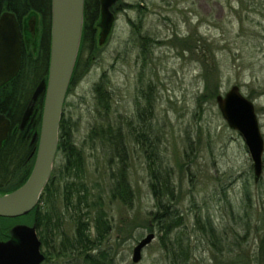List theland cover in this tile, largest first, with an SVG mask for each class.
<instances>
[{
	"label": "rangeland",
	"instance_id": "rangeland-1",
	"mask_svg": "<svg viewBox=\"0 0 264 264\" xmlns=\"http://www.w3.org/2000/svg\"><path fill=\"white\" fill-rule=\"evenodd\" d=\"M113 9L111 35L104 45L84 50L64 109L84 157L83 169L70 180L86 184L111 226L97 239L98 208L89 213L88 232L96 248L89 252L100 261L93 264H173L171 248L182 233L189 264H226L240 256L264 264V170L256 182L244 138L217 103L219 94L238 85L255 105L264 138V0H121ZM100 82L110 95L109 111L98 102ZM149 100L150 129L135 136L143 132L139 111ZM109 127L114 134L121 128L125 159L99 136ZM153 145L175 186L168 213L178 220L170 230L163 228L170 218L163 225L154 219L158 208L148 158ZM123 161L133 189L131 204L112 198L113 173ZM64 163V155H58L55 173ZM61 179L64 234L50 241L54 253L48 264H90L83 251L61 250L76 233L75 210L63 200L68 180ZM208 217L220 235L216 240L204 231ZM152 232L155 239L142 260L133 262L135 245Z\"/></svg>",
	"mask_w": 264,
	"mask_h": 264
},
{
	"label": "water",
	"instance_id": "water-1",
	"mask_svg": "<svg viewBox=\"0 0 264 264\" xmlns=\"http://www.w3.org/2000/svg\"><path fill=\"white\" fill-rule=\"evenodd\" d=\"M121 0H100L98 45L107 43L116 14L114 6ZM85 0H52L51 57L48 81L43 80L26 110L24 127L33 113L34 102L46 90L39 146L28 179L18 188L0 194V216L17 218L27 215L39 203L54 170L60 140V125L67 92L80 52L83 36ZM29 30L35 32L36 17L29 19ZM23 37L20 23L12 11L0 17V87L14 79L22 65ZM223 117L232 129L240 132L253 160L255 181L263 174L264 138L255 105L244 96L238 85L217 96ZM11 128L10 120L0 114V146ZM13 237L0 241V264H42L46 255L36 224L13 226ZM155 239V233L144 236L133 249V262L142 260L143 250Z\"/></svg>",
	"mask_w": 264,
	"mask_h": 264
},
{
	"label": "trees",
	"instance_id": "trees-1",
	"mask_svg": "<svg viewBox=\"0 0 264 264\" xmlns=\"http://www.w3.org/2000/svg\"><path fill=\"white\" fill-rule=\"evenodd\" d=\"M140 4H131L129 7L138 8ZM12 11L15 13L20 25H24L25 29L28 28V21L32 15L39 17V12L42 14V19L46 23V33L47 41L44 43L43 48V58H44V70L43 72L38 70L34 71V52L28 50L25 47V39L23 38V53H22V65L18 75L12 79L7 84H10L12 81L19 79L24 73L28 72L26 78V102H29L33 90L35 89L36 84L43 76L44 71L48 68L51 54V31H52V0H0V17L5 11ZM99 20H100V0H85L84 6V24H83V36L81 41L80 52L76 62V66L73 72V76L70 82H74L76 73L81 64L82 55L84 50H94L98 47V36H99ZM27 30V29H26ZM191 42L190 39H187ZM69 86V87H70ZM70 89V88H69ZM96 91L98 94L99 105L109 111L111 108L110 104V95L108 94L105 87L100 82L96 86ZM1 97V96H0ZM2 99L0 98V101ZM153 101L149 100V104L142 106L139 111L140 120L143 122L144 129L141 134L139 132L135 133V136L146 135L147 130H149V124H147L146 116L149 112L152 111ZM17 112L12 111V113L4 110L3 106H0V112H8L12 119V125L16 126L19 122L18 112L22 113V108L16 106ZM65 109V108H64ZM141 122V123H142ZM113 127H109L107 133L102 131L99 136L105 138L108 141V145L112 147L117 152L121 153L122 159H125L127 156V148L125 144V136L121 133V128H116V133H113ZM96 135V130L93 129L91 132L92 135ZM95 138L92 136V139ZM27 150H32L29 146V141L27 142ZM156 145H153L151 154L148 156L150 159L149 170L152 177L151 188L156 200L157 212L154 213V219L157 222H162L161 225L167 221V218H170V222L163 228L170 230V224L174 221H177L174 215H170L168 211L172 207L168 202L170 198L174 196L175 186L170 178V173L166 171L163 166L162 160L159 158V153H157ZM63 154L65 157L64 168L61 169V176H66L65 185H63L62 191L65 193L63 200L65 201V206L70 209L72 207L74 212V221L76 226V233L74 239L70 241L67 245L63 243L64 248L61 250H78L85 253V260L90 264L100 263L95 257L91 250L96 248L93 246L94 242L88 232L89 224V213L92 209H97L95 213V221L97 228V239H103L106 237L109 229L110 223L108 215L106 214L104 208H102V202H96L91 197L86 184L80 183L79 185L70 178L72 175L76 174L78 171L83 169V152L76 146L74 129L72 123L65 118V111L63 112L61 125H60V140H59V149L58 155ZM113 178H116L114 181V186L112 188V198L115 200H120L125 204H131L133 199V189L129 180L128 168L126 162L123 161L122 167L119 172H114ZM70 180V181H69ZM59 188L61 184L59 178L55 171L52 173V177L47 184L45 191L37 204V206L29 212L27 215L15 218L21 219L25 222H30L31 224H36L39 237L42 241V250L46 255V260L43 264H48L50 259V254L54 252L49 251L50 241H56V237L60 234H64L62 231V211L59 207ZM83 208L87 212L83 211ZM87 216L86 219L84 216ZM4 220H11L10 218L2 217ZM201 219H203L200 216ZM201 219H199L201 221ZM198 220V222H199ZM206 222V221H205ZM177 223V222H176ZM205 233L210 238V240H216L220 235H217L215 226L210 219L207 218V222L204 225ZM176 246L171 248L173 264H189L190 263V254L188 251V246L185 244L183 233L175 239ZM166 246V244H165ZM56 246H52L55 248ZM214 248L222 251L223 247L220 245L214 244ZM48 250V251H47ZM102 257L104 260L108 259V254L102 252ZM55 255H58L56 253ZM101 255V254H100ZM255 262V261H254ZM257 262V261H256ZM253 264V262H251ZM244 256H240L235 261L226 263V264H251ZM220 264V263H219ZM223 264V263H221ZM256 264V263H255ZM258 264V262H257Z\"/></svg>",
	"mask_w": 264,
	"mask_h": 264
},
{
	"label": "flooded vegetation",
	"instance_id": "flooded-vegetation-1",
	"mask_svg": "<svg viewBox=\"0 0 264 264\" xmlns=\"http://www.w3.org/2000/svg\"><path fill=\"white\" fill-rule=\"evenodd\" d=\"M32 16L36 17L35 32H30L29 23L28 28H26L27 30L23 24L20 25V28L22 31V37L25 39V47L28 50L34 52V71L40 70L43 72L44 58L42 47L47 41L46 23L43 21L42 14L40 12L39 17L36 15ZM49 70L50 61L48 68L44 71L43 76L36 84L29 102H26L25 87L28 72L24 73L19 79L12 81L10 84H5L0 87V98L2 99L0 101V106H3L4 110L12 113V111L17 112L16 106H19V108L23 109L22 113L18 112V124L13 126L11 123L8 136L0 146V194L10 192L22 185L28 179L33 169L39 146L46 90H44L34 102L33 113L30 119L27 121L24 127H21V125L24 114L32 103L33 94L37 87L43 80H46V82L48 81ZM8 112H0V114H4L10 120V122H12ZM28 141L29 146L32 148V150L29 151L27 150ZM58 168L60 173L56 174L59 178V182H61V169L63 168L61 166H58ZM10 219L11 220H4L0 216V241L11 239L13 237L11 233L13 226L20 224L23 221L20 219L21 221L18 222L15 218Z\"/></svg>",
	"mask_w": 264,
	"mask_h": 264
}]
</instances>
